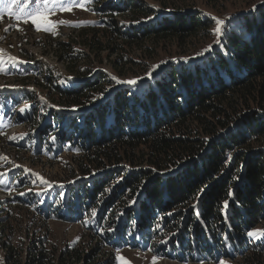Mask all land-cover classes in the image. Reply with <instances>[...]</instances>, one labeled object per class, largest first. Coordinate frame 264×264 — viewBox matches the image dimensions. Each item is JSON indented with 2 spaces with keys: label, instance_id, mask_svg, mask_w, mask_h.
I'll return each instance as SVG.
<instances>
[{
  "label": "rangeland",
  "instance_id": "rangeland-1",
  "mask_svg": "<svg viewBox=\"0 0 264 264\" xmlns=\"http://www.w3.org/2000/svg\"><path fill=\"white\" fill-rule=\"evenodd\" d=\"M16 2L32 8L35 0ZM261 7L264 0H90L87 7L74 5L71 11H57L50 18L94 23L58 25L56 34L37 31L30 21L17 20L15 15L10 16L5 11L0 17V49L26 63L13 68L5 55L0 65L10 69L0 71V88L4 89L0 90V173H5L0 177L3 180L0 184V264H29L40 251L46 256L45 262L53 264H66L61 260L63 256L79 254L82 260L75 264H126L117 259L118 255L127 258L130 264H152L153 257H159L156 264H219L220 260L226 264H262L261 259L247 260L246 256L250 253L264 256V239L250 240L246 233L264 229V217L255 226L243 221L241 238L231 226L221 227L220 234L224 238L221 247L212 242L209 245L213 253L203 252L204 257L196 252L192 254L191 247L200 248L203 241L194 234L195 217L189 206L192 204L164 212L154 209L152 219L150 215L142 216L139 199L147 182L138 179L135 186L141 188L133 198L128 197L125 206H120L126 197L124 190H133L131 185L136 183L133 181L126 187L128 177L149 169L166 174L176 164L154 165L148 146H142L136 155L125 151L119 161L107 160L104 156L94 161L97 143L90 139L84 142L81 135L77 137L79 132L72 127L74 121H69V117L64 120L54 117L90 111L81 106L69 111L67 109L73 106L60 105L56 99L61 91L58 85L77 88L83 81L100 79L103 75L99 89L103 96L99 101L104 102L121 90L142 96L143 91L173 69L211 64V59L223 50V38L234 21L243 20V16ZM12 11L16 12V8ZM185 13L207 18L208 24L186 40H156L153 31L159 25L170 16ZM205 13L225 21L219 46L214 43L217 36L212 32L215 22H210L211 17ZM17 24L19 29L10 27ZM128 29L137 32L145 29L150 33L147 39L134 43L121 37V32ZM92 30H95V40L91 32L87 33ZM210 44L211 52L197 55ZM65 48L69 53L63 51ZM72 53L81 58L71 59L69 54ZM73 62H77V73L68 68ZM155 65L160 67L154 69ZM83 70L92 73L84 79L80 75ZM150 70L152 78L148 79L146 74ZM222 75L230 82V75L225 72ZM113 77L144 79L130 86L117 84ZM21 108L27 111L21 113ZM252 109L260 110L256 106ZM238 112L237 118L220 132H228L230 126H236L241 117L251 111L241 105ZM76 122L83 126L82 121L76 119ZM51 137L56 139L53 141ZM253 144L263 147L264 134ZM241 148L244 146L235 147L230 153L229 164ZM36 173L51 186L37 179ZM21 192L26 194L20 195ZM71 198L74 202L69 204ZM48 204L52 206L48 208ZM93 209L96 210L94 216L91 215ZM188 215L191 219L187 224ZM227 229L232 232L228 233ZM203 242V248L209 250L205 240ZM223 245L226 248H222Z\"/></svg>",
  "mask_w": 264,
  "mask_h": 264
},
{
  "label": "trees",
  "instance_id": "trees-1",
  "mask_svg": "<svg viewBox=\"0 0 264 264\" xmlns=\"http://www.w3.org/2000/svg\"><path fill=\"white\" fill-rule=\"evenodd\" d=\"M199 17L193 13L170 16L153 31L156 40H186L208 24L207 18ZM142 30L128 29L121 32V37L134 43L143 41L150 32ZM93 31L87 33L91 32L95 40ZM63 51L69 53L66 48ZM69 56L71 59L81 58L74 53ZM68 68L77 73V62L71 63ZM223 72L230 75V82L222 75ZM91 73L83 70L80 75L85 79ZM104 77L89 78L72 89L58 85L61 91L56 99L60 105L81 106L90 111H80L71 116L63 113L54 117L58 120L69 117V121H74L72 127L79 132L77 137L81 135L84 142L90 139L92 143H97L94 161L103 156L107 160L119 161L124 158L121 155L125 151L136 155L142 146H148L154 165L176 164L166 174L150 169L140 170L126 179V187L138 179L147 182V188L142 190L139 199L142 216L150 215L152 219L154 209L164 212L193 205L197 193L203 189L198 203L200 218L192 212L195 217L193 226L195 237L205 240L209 250L203 248V241L199 244L200 248L191 247L192 254L196 252L202 257L203 252L213 253L210 243L221 245L224 240L220 234L221 227L231 226L241 238L240 224L243 221L253 226L260 223L264 217V146L253 143L264 134V7L243 16V20L234 21L223 38V50L211 59V64L173 69L143 91L142 96L130 90H121L100 102L103 91L99 89ZM93 97L97 99L93 100ZM241 105L251 112L244 114L236 126H230L228 132H220L237 118ZM253 106L260 110L252 109ZM76 119L82 121L83 126ZM238 146L244 148L229 164L227 158ZM135 184L138 183L131 185L133 190H124L126 197L120 206H125L128 197L133 198L141 188ZM233 187L234 197L231 198L229 191ZM226 200L228 209L225 219L222 206ZM69 201L67 205L74 202L72 198ZM190 219L188 215L187 224ZM227 232L232 230L227 229ZM45 257L40 251V255L33 256L29 264H53L45 262ZM246 257L247 260L261 259L264 264V256L250 253ZM61 260L66 264H75L82 259L79 254L63 256Z\"/></svg>",
  "mask_w": 264,
  "mask_h": 264
},
{
  "label": "snow or ice",
  "instance_id": "snow-or-ice-1",
  "mask_svg": "<svg viewBox=\"0 0 264 264\" xmlns=\"http://www.w3.org/2000/svg\"><path fill=\"white\" fill-rule=\"evenodd\" d=\"M88 3H90V0H35L34 6L32 8H26L23 7L19 4H17L16 0H0V17L3 16V13L7 11L10 16L15 15V18L17 20H23L25 23L31 22L37 31H45V32H50L53 34H56V29L58 25H70V26H81L84 23H94L93 21H79V22H73V21H67V20H52L50 17L52 15H55L57 11H71L72 6H84L87 7ZM16 8V12L12 11V8ZM154 7V6H153ZM18 13V14H17ZM206 16L211 17L210 22H215L216 27L212 29V32L217 36V39L214 41V43L219 46L221 44L220 37L224 34L222 26L225 24V21L223 19L217 18L215 16H212L210 13H205ZM147 19H152V17H148ZM140 21H136V23H139ZM10 27H17L19 29V25H12ZM22 30V29H20ZM7 31V29H5ZM212 51V45H208L205 49H203L202 52L197 53L198 56H202L205 53L211 52ZM7 55L5 53L4 49H0V65L4 63L3 56ZM7 60L8 62L12 65L13 68H15L19 64L26 63V61H21L17 57H13L11 55H7ZM161 63H166L162 61ZM160 65H155V68H159ZM10 69L7 68H2L0 67V71L7 72ZM146 77L148 79L152 78V70H150L147 74ZM114 80H116L117 84H126L130 86H136L138 84L139 80L144 79V77H138L137 79H130V80H119L115 77H113ZM0 90H4L3 88H0ZM16 90V89H13ZM103 96V93H101V97ZM43 99V98H42ZM97 99V97H93V100ZM53 107H56L53 105ZM58 110H65V109H58ZM69 111H76L78 110L76 106H73L71 109H67ZM27 111V108H21L20 112L23 113ZM51 139L54 141L56 137H51ZM4 159H7V157H4ZM227 159H231V156H229ZM5 173H0V177L4 176ZM37 179H40L43 183L49 184L50 183L42 176L39 175V173L35 174ZM122 179V178H121ZM20 181H17L19 183ZM35 182V181H33ZM3 183V180H0V184ZM62 187V186H61ZM31 191V189H29ZM20 195H25L26 193L21 192L19 193ZM203 194V189L199 193H197V200L196 203L192 205V209L194 214L197 216V218H200V213L198 210V203H199V198ZM233 193L230 190L229 191V196H232ZM132 203H135L133 200ZM227 209H228V201L223 202L222 206V211L224 213L225 219L227 218ZM96 210L93 209L91 215H95ZM169 215H172V213H169ZM157 227H161L160 225H157ZM110 231L112 229H109ZM248 238L250 240H262L264 239V229H253L250 230L246 233ZM227 239V237H225ZM117 252L119 253V249H117ZM118 260L125 261L126 264H130V262L127 261V258L118 255L117 256ZM157 259L159 257H153L152 264H156ZM219 264H226L224 260H220Z\"/></svg>",
  "mask_w": 264,
  "mask_h": 264
}]
</instances>
